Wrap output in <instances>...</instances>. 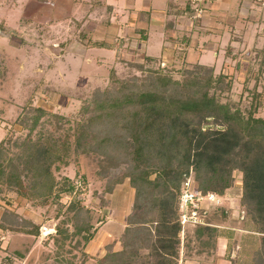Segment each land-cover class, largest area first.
<instances>
[{
	"label": "rangeland",
	"instance_id": "obj_1",
	"mask_svg": "<svg viewBox=\"0 0 264 264\" xmlns=\"http://www.w3.org/2000/svg\"><path fill=\"white\" fill-rule=\"evenodd\" d=\"M30 1L0 0V264H122L121 258L126 264H159L163 258L157 255L163 252L154 248L157 224L175 213L176 199L164 198L163 180L143 188L135 183L140 171L124 112L103 116L88 130L87 146L77 151L80 125L100 113L94 102L104 99L103 93L116 90L112 71L121 80L142 79L150 70L180 83L193 76L210 79V95L247 117L258 99L254 93L264 95V55L253 41L242 45L239 28L226 26L221 37L205 30L204 17L219 0H178L165 28L166 55L160 51L162 32L151 34L146 54L154 58L145 57L135 41L132 51L130 42L121 39L111 41L112 51H87L82 26L31 19ZM212 43L219 50L218 70L211 66L216 50L202 61L207 68L197 67ZM219 73L227 78L222 91L215 84ZM226 84H231L229 90ZM37 108L60 115L61 127L45 116L30 131ZM255 117L264 118V106ZM42 135L46 147L53 140L71 147L50 167L57 182L67 178L81 190L77 196L57 198L27 172L30 153L24 144L37 143ZM152 163L164 169L169 163L177 166L178 159L167 154L161 160L155 156ZM189 176L195 187L192 168ZM157 177L150 175V181ZM242 195V173L235 170L220 204L204 208L207 227H182L178 245L162 264H262L263 235L251 209L241 205Z\"/></svg>",
	"mask_w": 264,
	"mask_h": 264
},
{
	"label": "trees",
	"instance_id": "obj_2",
	"mask_svg": "<svg viewBox=\"0 0 264 264\" xmlns=\"http://www.w3.org/2000/svg\"><path fill=\"white\" fill-rule=\"evenodd\" d=\"M194 14V12L192 13ZM95 47L111 49L105 43ZM153 59H147L152 62ZM262 73L264 59H262ZM197 67H205L203 65ZM207 68V67H205ZM214 72V69L212 70ZM226 75L219 73L216 85L222 91ZM113 92L103 93L104 99L94 102L99 114H93L80 125L77 133V148H84L89 142L91 129L103 116L112 112H124L129 125L126 129L131 133L132 149L136 167L140 171L135 182L143 188L145 185H155L163 180V195L166 199H176L175 213L165 215L158 223V232L154 248L158 258L173 254L178 245L177 237L182 228L179 221V198L184 182L195 173V187L202 195L216 194L224 197L231 186L232 173L238 170L242 173L241 205L248 206L254 221L260 226L262 238V264H264V118L255 114L264 106L263 93H254L256 101L249 115L245 117L240 110L233 111L226 103H220L214 94L210 95L213 84L210 79L201 80L193 76L184 83L171 79L159 71H148V76L142 79L121 80L112 71ZM203 81V82H202ZM231 84H226V88ZM263 99L261 100L260 97ZM37 116L33 119V131L45 116H52L57 124L61 116L50 114L37 108ZM61 124V123H60ZM59 124L58 128L61 127ZM219 127V128H217ZM42 137L32 145L25 143L28 150L27 172L34 173L37 184L49 194L59 198L60 195H76L81 190L69 180L57 182L51 173L50 164L60 160V153L67 155L71 147L68 142L60 146L53 140L49 146L42 144ZM167 154L178 159V165L171 163L167 168L160 169L152 161L155 156L161 160ZM3 156L0 146V159ZM163 167V166H162ZM160 175L150 181V175ZM164 177L161 178V177ZM47 183V184H46ZM159 183V182H158ZM22 189V185H20ZM24 189L22 193H24ZM138 195L140 191L137 190ZM137 209V206H134ZM216 209H220L216 208ZM223 212V209H222ZM137 216V214H136ZM139 220V218L137 219ZM175 221L174 224H170ZM198 227V226H197ZM207 227L200 226V228ZM86 237V241H90ZM173 257V255H171ZM122 264H126L120 259Z\"/></svg>",
	"mask_w": 264,
	"mask_h": 264
},
{
	"label": "crops",
	"instance_id": "obj_3",
	"mask_svg": "<svg viewBox=\"0 0 264 264\" xmlns=\"http://www.w3.org/2000/svg\"><path fill=\"white\" fill-rule=\"evenodd\" d=\"M186 3L185 9L189 11L191 7ZM30 5L31 11L27 15L31 19L82 26L86 34L82 37L87 51L102 49L94 46L102 43L114 50L111 41L121 39L130 42L132 51H136L132 45L135 41L145 57L154 58L151 54H146H149L151 34L157 30L162 32L160 51L166 55L169 42L166 40L168 31L165 28L170 18L173 19L178 0H31ZM99 14L102 15L101 20L91 18L92 15ZM204 21L207 23V32L216 31L220 34L216 37L223 36L226 26L231 27V30L239 28V39L244 40L242 45L253 41L258 53L264 55V9L256 0H219L207 12ZM212 44L214 48L208 46L209 49L200 55V64L207 66L202 61L206 62L210 52L216 50L211 66L218 70L215 59L219 57V50L215 48L217 43ZM111 49L106 50L112 51ZM220 264L225 263L221 261Z\"/></svg>",
	"mask_w": 264,
	"mask_h": 264
},
{
	"label": "built area",
	"instance_id": "obj_4",
	"mask_svg": "<svg viewBox=\"0 0 264 264\" xmlns=\"http://www.w3.org/2000/svg\"><path fill=\"white\" fill-rule=\"evenodd\" d=\"M256 1L264 6V0ZM191 178L189 177L184 182L179 198V221L182 227L186 225L206 226V220L204 219L208 211L204 208L210 204L215 206L214 201H218L216 205H219L221 197L215 194L202 195L200 192L195 191V187H191L189 181Z\"/></svg>",
	"mask_w": 264,
	"mask_h": 264
}]
</instances>
